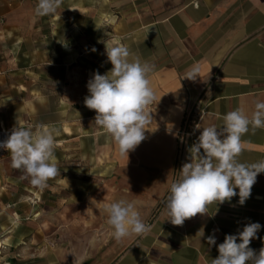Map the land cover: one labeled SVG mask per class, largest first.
<instances>
[{"label":"crops","instance_id":"crops-1","mask_svg":"<svg viewBox=\"0 0 264 264\" xmlns=\"http://www.w3.org/2000/svg\"><path fill=\"white\" fill-rule=\"evenodd\" d=\"M65 2V11L28 18L16 14H22L26 5L36 7L38 0H0V36L14 41L35 28L38 36L62 40L64 54L83 64L81 81L73 82L81 91L72 95V102L80 104L75 114L81 116V134L76 139L81 143H70L79 130L77 121L71 119L66 131L62 129V134L69 135V160L65 166L57 165L60 175L47 181L63 190L56 199L67 201V245L60 249L57 238L52 240L58 233L53 222L44 224L41 219L42 188L14 168L3 175L9 179L8 189L19 191L13 199L6 191L1 193L9 201H0L3 263L210 264L219 255L217 245L225 236L237 234L248 223L261 225L249 245L258 253L264 247V173L258 175L244 205L238 203L237 195L231 202L210 205L209 214H197L182 226L168 221L165 204L171 183L179 179L182 165L190 162L188 148L202 128L223 127V116L237 108L251 117L255 103L264 101V0ZM28 24L32 27L27 28ZM121 44L128 46L132 59L153 66L151 86L157 100L162 96L158 104L148 106L156 121L152 128L157 129L146 132V139L128 157L120 155L111 136L95 124V111L84 104L93 74H105L112 68L106 47ZM193 66L200 69L194 81L184 78ZM64 87L61 100L69 101V83ZM185 131H192V136ZM242 140L240 162L264 160V128L254 132L250 128ZM55 157L59 156H54L57 161ZM56 190L52 193H61ZM120 199L134 203L142 220L152 226L149 233L119 241L114 238L104 206ZM16 217L20 218L17 230L12 225ZM46 226L52 241L32 255L26 249L46 238L39 235ZM213 234L216 245L209 246L206 238ZM11 248L17 249L16 254L3 256Z\"/></svg>","mask_w":264,"mask_h":264},{"label":"clouds","instance_id":"clouds-1","mask_svg":"<svg viewBox=\"0 0 264 264\" xmlns=\"http://www.w3.org/2000/svg\"><path fill=\"white\" fill-rule=\"evenodd\" d=\"M62 2L38 0L35 14L41 17L53 15ZM105 51L112 68L105 74H93L87 82L89 95L84 104L95 111V124L111 136L120 155L128 157L129 152L146 139V132L157 129L152 128L156 121L148 106L154 102L158 104L162 96L157 100L151 86L153 66L132 59L128 46L106 47ZM199 71L198 66H193L184 78L194 81ZM199 125H196L197 129L201 128ZM222 126L202 128L196 142L188 148L190 162L182 165L179 179L170 185L165 207L168 221L175 226H182L185 220L197 214H209L210 205L231 202L237 195L238 203L244 205L258 175L264 173V160L242 163L238 159L244 150L242 137L250 128L253 132L264 128V101L255 103L251 117L240 108L226 113ZM53 131L45 130L42 125L36 126L34 131L31 125L23 127L17 122L7 139L0 142V148L10 153L11 166L22 170L25 178L30 177V183L39 188L46 187L49 179L60 175L54 159L56 141ZM104 212L118 241L132 234L141 236L151 231L152 226L142 220L132 202L113 201L105 204ZM260 229L259 223H248L237 234H227L217 245L219 255L211 259L210 264H264V247L258 253L249 247ZM201 230L203 237L204 231ZM206 239L209 246L216 245L214 234Z\"/></svg>","mask_w":264,"mask_h":264},{"label":"rangeland","instance_id":"rangeland-1","mask_svg":"<svg viewBox=\"0 0 264 264\" xmlns=\"http://www.w3.org/2000/svg\"><path fill=\"white\" fill-rule=\"evenodd\" d=\"M65 1L69 0H63L62 4L66 3ZM62 4L58 8L61 12L66 10ZM35 8V6L33 8L26 5L22 14L16 15L28 18L39 17L35 14ZM30 26L32 27L31 24H28L27 28ZM43 29L44 27L41 28V30ZM38 35L35 33V28H30L25 33V37L14 41L0 36V129L11 131L18 122V125L23 127L31 125L34 131L38 125H42L45 130H54L56 145H60V148L55 147L54 156H59V158L55 157L58 159V162H55L58 166H65L64 163L69 160V147L67 146L69 145V135L62 134V129L66 131V126L69 125L71 119L77 121L75 126L79 130H75L74 140H71L70 137V143H81V141H76L81 134V116L75 114V112H79L80 104L72 101L75 100L76 93L81 91L80 87H77L73 82L81 81L83 64L79 58L64 54L63 51L66 47L61 45L62 40L57 42L49 37L44 38ZM73 42L80 45L76 39ZM68 83L70 86L68 89L69 101L61 100L60 96H63L67 90L64 86ZM13 169L11 156L7 151L4 156H0V201L4 200L2 194L5 191L10 199H13L19 192L17 189L13 191L8 189L9 179L3 178L4 173L8 174ZM59 189L61 188L56 190L55 185H50L47 182V186L42 188L41 201H38V205L43 210L41 214L43 223L48 224L51 221L54 223H52V228L58 230V233L52 235V240L57 238L59 248L64 249L69 233V210L65 208L67 201L56 199V196L64 194L63 190ZM55 190L61 191V193H52ZM3 202L9 201L4 200ZM19 220L20 218L16 217L12 222L15 230L20 227ZM48 230L49 226L42 227L39 235L41 237L45 235L46 238L41 239L39 243L34 242L32 249L27 248L26 250H31L34 255L37 251L40 253L45 245L48 246L51 240ZM15 233L17 232L15 231ZM15 250L17 249L11 248L3 256L15 255ZM59 255H62V250L59 251ZM0 256H2L1 252ZM0 264H4L2 258H0Z\"/></svg>","mask_w":264,"mask_h":264},{"label":"built area","instance_id":"built-area-1","mask_svg":"<svg viewBox=\"0 0 264 264\" xmlns=\"http://www.w3.org/2000/svg\"><path fill=\"white\" fill-rule=\"evenodd\" d=\"M10 131L6 130L4 128L0 129V142L4 141L7 139L8 135H10ZM192 131H185V135H187L188 137L192 136ZM7 150L0 148V156H2Z\"/></svg>","mask_w":264,"mask_h":264}]
</instances>
